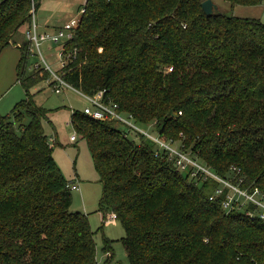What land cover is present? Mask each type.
Listing matches in <instances>:
<instances>
[{"label": "trees", "instance_id": "1", "mask_svg": "<svg viewBox=\"0 0 264 264\" xmlns=\"http://www.w3.org/2000/svg\"><path fill=\"white\" fill-rule=\"evenodd\" d=\"M202 1L85 0L65 78L86 94L105 89L162 139L223 177L240 167L241 186L264 191V22L207 15ZM33 3L0 0V53L31 23ZM27 45H18L17 71L26 98L0 115V264H102L87 214L70 210L46 110L29 92L48 74L26 70ZM72 122L103 182L100 202L124 227L130 264H264V221L245 212L253 206L227 211L217 180L178 171L153 141L129 138L113 120L75 111Z\"/></svg>", "mask_w": 264, "mask_h": 264}, {"label": "rangeland", "instance_id": "2", "mask_svg": "<svg viewBox=\"0 0 264 264\" xmlns=\"http://www.w3.org/2000/svg\"><path fill=\"white\" fill-rule=\"evenodd\" d=\"M212 3L213 12H221L227 16L254 17L264 22V1L257 5L238 4L234 7L226 0H212ZM84 4L85 0H38L35 11L38 32H54L68 20L79 17ZM29 29V23L20 26L12 36L15 44L10 43L0 53V115L9 113L19 101L26 98L27 92L17 80L21 58L18 44L28 43L29 55L24 59L26 70L30 73L39 71L42 76L45 74L37 67L43 66L40 53L27 40ZM55 46L56 44L44 42L41 50L45 60L57 70L59 61ZM29 92L33 95L35 103L46 110L42 121L48 138L53 137L50 144L54 146L53 156L56 163L68 180L77 181L80 185V190H72L73 201L70 210L87 214L90 226L95 232L97 260L102 264H130L122 243V237L125 236L124 227L119 220L109 219L113 213L100 202L103 182L95 169L87 140L76 132L72 122L73 112L78 111L81 114L84 108L90 105L89 100L72 88H65L61 93H56L46 79L30 86ZM29 120V117L25 118V122ZM117 126L121 128V125ZM149 131L154 133L151 128ZM72 135L76 136V140H72ZM132 137L138 139L133 134L129 136L131 139ZM106 241L110 242L113 252L110 260V253L104 250Z\"/></svg>", "mask_w": 264, "mask_h": 264}, {"label": "built area", "instance_id": "3", "mask_svg": "<svg viewBox=\"0 0 264 264\" xmlns=\"http://www.w3.org/2000/svg\"><path fill=\"white\" fill-rule=\"evenodd\" d=\"M31 13V23L30 29L27 32V40L35 46L42 57L43 66L38 65L37 67H40L43 72L48 74L46 81L52 86L56 93H61L65 88L76 89L66 80L65 68H67L69 63L73 61L76 56V51H71L67 47V43L78 29L81 15L75 19L68 20L54 32H49L47 30L38 32L39 25L35 17V8L33 6ZM44 42L56 44L55 52L58 56L59 69L54 70L43 57L41 46ZM171 70V66L166 68V72ZM76 90L90 102V105L86 106L83 110L88 117L96 120H113L121 125L127 133L126 136L129 137L133 134L137 137H144L153 141L156 144V155L166 153L168 160L173 162L178 171L183 173L188 172L192 177H196L198 180H202V178L206 179L207 177H212L217 180L219 186L215 191V195H221L227 190L222 200L223 208L227 211H231L234 207L245 210V208L251 205L253 208L251 207L245 210L249 218H260L264 221V191L258 186H255L252 190H250V188H243L241 185L244 182V177L240 167L232 165L229 170L230 175L223 177L207 164L194 158L188 150L180 148L176 141L162 139L157 133L154 134L149 131V128H151L150 126H142L132 114L121 111L119 104L106 96L105 89H101L92 95L86 94L78 89ZM48 140L49 143H51L53 137L48 138ZM72 140H76L75 135H72ZM232 174L233 177L231 176ZM234 177H237L236 181H233ZM67 187L71 191L80 190V185L77 181H69ZM109 219H116V215L113 213Z\"/></svg>", "mask_w": 264, "mask_h": 264}, {"label": "water", "instance_id": "4", "mask_svg": "<svg viewBox=\"0 0 264 264\" xmlns=\"http://www.w3.org/2000/svg\"><path fill=\"white\" fill-rule=\"evenodd\" d=\"M37 3L33 4V7L36 8ZM202 9L203 11L207 14V15H211L214 11V5L212 3V0H204L201 3Z\"/></svg>", "mask_w": 264, "mask_h": 264}, {"label": "crops", "instance_id": "5", "mask_svg": "<svg viewBox=\"0 0 264 264\" xmlns=\"http://www.w3.org/2000/svg\"><path fill=\"white\" fill-rule=\"evenodd\" d=\"M72 181V180H71Z\"/></svg>", "mask_w": 264, "mask_h": 264}]
</instances>
